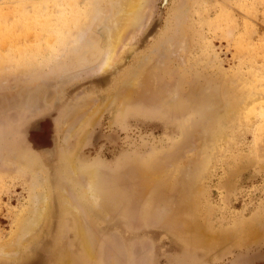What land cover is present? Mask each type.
<instances>
[{
    "label": "rangeland",
    "instance_id": "obj_1",
    "mask_svg": "<svg viewBox=\"0 0 264 264\" xmlns=\"http://www.w3.org/2000/svg\"><path fill=\"white\" fill-rule=\"evenodd\" d=\"M134 13L0 0V264H264V0Z\"/></svg>",
    "mask_w": 264,
    "mask_h": 264
},
{
    "label": "bare ground",
    "instance_id": "obj_2",
    "mask_svg": "<svg viewBox=\"0 0 264 264\" xmlns=\"http://www.w3.org/2000/svg\"><path fill=\"white\" fill-rule=\"evenodd\" d=\"M138 3H139V0H121V4L123 6V9L125 11V15L122 17V16H119V18H117L116 21H118V27L116 28V30L113 32V35L110 39V49L108 51H106V56H105V59L101 65L102 68H105V67H108L112 61L114 60V57L116 55V52L118 51L117 49L120 48L119 45L122 43L124 37L126 36L127 32H128V27H129V18H131V16L133 14H135L134 12L137 10L138 8ZM77 13V12H76ZM121 15V14H120ZM78 16V15H77ZM81 18V17H80ZM69 19V17H68ZM62 22V21H61ZM77 24V23H76ZM74 27V26H73ZM155 28V27H154ZM154 31V30H153ZM131 37V36H130ZM24 47V46H23ZM144 70V69H143ZM104 71V70H102ZM47 151V150H46ZM93 174V173H92ZM90 178V177H89ZM93 178V177H92ZM91 178V179H92ZM85 179V178H84ZM90 179V180H91ZM40 184V183H39ZM36 185V184H34ZM92 184H90V188L92 189L91 187ZM39 188H41L40 186H38ZM47 188V186H45ZM45 188V189H46ZM38 189V188H37ZM47 191V190H46ZM93 192V190H92ZM46 193V192H45ZM94 195V194H93ZM92 195V196H93ZM45 196V195H44ZM95 198V197H94ZM98 198V197H97ZM35 199V198H33ZM98 200V199H97ZM38 201V200H37ZM37 201H35L37 203ZM98 202V201H96ZM33 203V202H32ZM31 203V204H32ZM39 203V201H38ZM38 203L36 205H38ZM35 205V204H33ZM36 208V206H35ZM33 209H34V206H33ZM32 211V210H31ZM41 211V210H40ZM45 211V210H44ZM31 213V212H30ZM34 216H35V219L33 220H22V218L20 219V223L18 224V227L19 228L17 231L19 232V235H20V232H23V234H26V233H29L33 230V225L34 224H37L38 222V218L36 219V216L40 215V212H38L37 210H34ZM46 213V212H45ZM42 215V214H41ZM44 215V214H43ZM46 216V215H45ZM43 217V216H42ZM31 218V217H30ZM44 218V217H43ZM26 219V218H25ZM39 226V225H38ZM17 232V233H18ZM16 232H15V235H18ZM16 237V236H15ZM11 250V249H10Z\"/></svg>",
    "mask_w": 264,
    "mask_h": 264
}]
</instances>
